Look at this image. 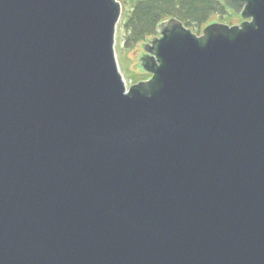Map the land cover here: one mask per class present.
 I'll return each mask as SVG.
<instances>
[{"label":"water","instance_id":"obj_1","mask_svg":"<svg viewBox=\"0 0 264 264\" xmlns=\"http://www.w3.org/2000/svg\"><path fill=\"white\" fill-rule=\"evenodd\" d=\"M221 1L126 89L117 0H0V264H264V0Z\"/></svg>","mask_w":264,"mask_h":264},{"label":"trees","instance_id":"obj_2","mask_svg":"<svg viewBox=\"0 0 264 264\" xmlns=\"http://www.w3.org/2000/svg\"><path fill=\"white\" fill-rule=\"evenodd\" d=\"M221 10L216 0H136L124 24L126 40L131 46L145 42L157 35L161 22L172 18L187 29L199 28Z\"/></svg>","mask_w":264,"mask_h":264},{"label":"rangeland","instance_id":"obj_3","mask_svg":"<svg viewBox=\"0 0 264 264\" xmlns=\"http://www.w3.org/2000/svg\"><path fill=\"white\" fill-rule=\"evenodd\" d=\"M134 1L136 0H117V2H119L121 5V15L116 26L114 50L118 71L122 77L126 89H129L131 86L140 82H146L150 79V74H148L141 65L140 58L142 57V54L147 55L143 48V44H147L148 41H151V39L154 37L159 38V35L157 34L147 41L138 43L135 46H131L127 42L126 38L128 36V32L125 29L124 24L130 15ZM216 18L213 17L212 19H209L199 28L195 27L188 29L197 37H201L203 36V30L207 24L214 21L215 19L221 21L218 16H216ZM239 21V19H234L232 23L229 24H234L235 22L238 23Z\"/></svg>","mask_w":264,"mask_h":264},{"label":"flooded vegetation","instance_id":"obj_4","mask_svg":"<svg viewBox=\"0 0 264 264\" xmlns=\"http://www.w3.org/2000/svg\"><path fill=\"white\" fill-rule=\"evenodd\" d=\"M216 1L219 2V4L222 7V10H221L220 13H217V14L213 15L212 17H210V19H212L213 17L216 18V16H218V18H220L221 21L216 20L217 19L216 18L214 21H212L209 24H207L205 26V28L207 26H210V25H213V24L224 25V26H228L230 28L231 27H241L243 24L251 23L252 22L251 19L244 18V11H245V8H246L245 5L239 6L237 8V10H236V8H233L231 6L225 5L221 0H216ZM234 19H236V20L239 19L240 21L238 23L235 22L234 24H229V23H232V21ZM225 22H227V23H225ZM146 57L147 56H144V58H146ZM151 78H152V76L150 75V79Z\"/></svg>","mask_w":264,"mask_h":264}]
</instances>
